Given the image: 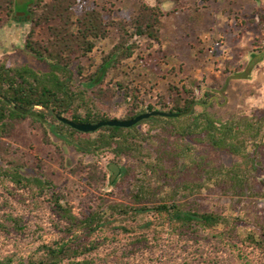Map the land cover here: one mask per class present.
Wrapping results in <instances>:
<instances>
[{
  "label": "rangeland",
  "instance_id": "obj_1",
  "mask_svg": "<svg viewBox=\"0 0 264 264\" xmlns=\"http://www.w3.org/2000/svg\"><path fill=\"white\" fill-rule=\"evenodd\" d=\"M24 1L32 0H17L16 12L10 17L0 14V64H27L44 71L46 64L34 59L24 48L31 28L29 18L23 17ZM90 2L109 9L117 21H128L140 2L160 5L164 13L160 18L159 43L148 46V40L134 37L138 47L133 56L123 60L100 86L89 90L96 107L110 118L125 119L133 104L132 98L125 100L117 91V81H124L129 94H134L142 107L160 99L167 101L169 94H173L168 90L169 85L174 84L179 89L185 86L193 91L196 112L206 110L220 120L249 114L252 109H264V66L259 65L264 59L260 55L264 50V17L259 18L260 14L264 16L261 12L264 8L259 0ZM41 32L36 28L35 37H40ZM116 42L115 34L97 40L89 59L80 61L84 68L82 74L75 70L76 79L83 81L94 71L101 56ZM242 55L245 57H239ZM223 56L230 58L223 59ZM254 68L263 72H256L252 79H249L250 72L243 78L232 77ZM136 129L147 142L144 145L149 155L141 158H151V162L155 149L167 144L178 147L189 144L191 156L199 162L228 167L236 159L195 136L192 139L171 135L170 128L163 124L142 123ZM88 138L72 134L50 118L43 126L26 119L3 142L8 144L6 158L22 163L26 175L41 173L51 179L79 217L97 208L106 210L111 203L135 205L130 192L137 175L134 158L124 155L119 160L110 149L92 152L89 147V150L84 148ZM251 149L247 147L248 151ZM180 162L190 163V159L180 158ZM126 165L134 166V171L122 175L121 167ZM255 181L257 191L264 192L261 171ZM204 182L205 187L182 200L200 211H217L231 218L240 216L241 221L234 219L236 235L228 236L222 225L178 232L164 216L155 212L126 219L113 215L116 219L111 225L89 238L98 242V247L79 259L89 260L90 264H264V253L244 241L248 232L256 231V221H264V197H247L237 204L225 181L214 183L212 178ZM163 195L158 194L154 200ZM48 198L45 191L39 193L36 187L17 188L9 181L0 180V221L8 226L7 230H0V261L8 259L10 264H27L40 255L42 244L60 238L63 222L52 211ZM9 214L21 218V231L14 230L6 220Z\"/></svg>",
  "mask_w": 264,
  "mask_h": 264
},
{
  "label": "trees",
  "instance_id": "obj_2",
  "mask_svg": "<svg viewBox=\"0 0 264 264\" xmlns=\"http://www.w3.org/2000/svg\"><path fill=\"white\" fill-rule=\"evenodd\" d=\"M16 1L0 0V14L12 16L16 12ZM22 6L23 17L29 18L31 23L24 48L34 59L45 63L47 69L37 70L27 64H0V180L9 181L17 188L36 187L39 193L45 191L52 211L63 222L59 228L60 238L42 244L40 255L28 260L27 264H90L89 260L79 258L98 247L99 243L89 238L94 232L111 225L116 219L113 215L126 219L155 212L164 216L178 232H194L199 226L222 225L228 236L236 235L234 219L241 221L240 216L231 218L217 211H200L182 198L200 191L206 186L204 181L212 178L214 183H227L229 192L236 197L234 203L238 204L247 197H264V192L257 191L255 181L259 171L264 174V109H252L249 114L220 120L206 110L196 112L193 91L185 86L179 89L174 84L169 85L168 90L173 94H169L167 101L160 99L142 107L136 96L129 94L124 81H117V91L125 100L132 98L133 103L124 118L153 110L178 115L151 116L128 128L102 126L94 132L77 131L58 121L56 115L84 123L110 118L96 107L89 90L100 86L112 70H117L123 60L133 56L138 47L134 37L148 40V46L152 42L159 43L162 8L140 2L128 21H117L109 9L90 0H32L22 2ZM263 17L260 14V20ZM36 28L42 31L40 37L34 35ZM112 34L116 35L117 42L101 56L94 71L83 81L76 79L75 70L82 74L84 68L80 61L89 59L95 42ZM48 118L72 134L88 136L84 148L89 147L92 152L110 149L119 160L124 155L133 157L137 175L130 192L135 205L111 203L106 210L97 208L79 217L51 179L41 173L26 175L22 163L6 158L8 144L3 138L10 136L18 123L28 119L43 126ZM142 123L163 124L170 128L171 135L192 139L195 136V139L203 140L213 149L223 150L236 159L228 167L221 163L199 162L191 156L189 144L184 147L160 145L152 153L153 162L149 161L151 158L142 159V156L149 155L144 145L146 139L140 137L136 129ZM94 134L96 136L91 139L90 135ZM248 146L252 147L251 151L247 150ZM180 158L190 159V163L180 162ZM129 171H134V166L121 167L122 175ZM162 193L164 195L155 201L154 198ZM6 220L14 230L23 229L20 217L9 214ZM255 225L256 231L248 232L244 241L264 253V221L257 220ZM7 228L0 221V230ZM0 264H10V260L0 261Z\"/></svg>",
  "mask_w": 264,
  "mask_h": 264
},
{
  "label": "water",
  "instance_id": "obj_3",
  "mask_svg": "<svg viewBox=\"0 0 264 264\" xmlns=\"http://www.w3.org/2000/svg\"><path fill=\"white\" fill-rule=\"evenodd\" d=\"M247 73H248V70H244L243 72L234 74L232 77L233 78H243L246 76ZM155 115L164 116V117H172V116H177L178 113H170V112H166L162 110H153L151 112L139 113L135 117L129 118V119L109 118V119L99 120L95 123L75 122L69 118H66L63 115H56V118L58 121L70 126L71 128L77 131L87 133V132H94L102 126H118V127L128 128V127H131L137 124L139 121L143 119H146V118H149ZM111 169L114 172H116V169L113 166H111Z\"/></svg>",
  "mask_w": 264,
  "mask_h": 264
},
{
  "label": "crops",
  "instance_id": "obj_4",
  "mask_svg": "<svg viewBox=\"0 0 264 264\" xmlns=\"http://www.w3.org/2000/svg\"><path fill=\"white\" fill-rule=\"evenodd\" d=\"M259 4L261 5V6H263V8H264V0H259ZM262 13H264V10H262L261 11ZM220 42H222V43H224L225 42V44L227 43V41L226 40H221ZM219 42V43H220ZM224 45V44H223ZM240 45V44H239ZM226 46V45H225ZM228 54V53H227ZM239 57H245L244 55H242V56H239ZM223 59H229L230 57H226V56H223L222 57ZM259 65H263L264 66V62H262V63H260ZM260 72V73H262L263 71H261L260 69L258 70L257 68H254V70H252L251 72H250V76H249V79H252L253 77H254V75L256 74V72ZM219 72V71H218Z\"/></svg>",
  "mask_w": 264,
  "mask_h": 264
},
{
  "label": "flooded vegetation",
  "instance_id": "obj_5",
  "mask_svg": "<svg viewBox=\"0 0 264 264\" xmlns=\"http://www.w3.org/2000/svg\"><path fill=\"white\" fill-rule=\"evenodd\" d=\"M264 51V50H263ZM263 51H262V53L260 54L261 55V57H263L264 56V53H263ZM262 62H264V59H263V61ZM262 62H260V63H262ZM248 72H251L250 71V69H248Z\"/></svg>",
  "mask_w": 264,
  "mask_h": 264
}]
</instances>
